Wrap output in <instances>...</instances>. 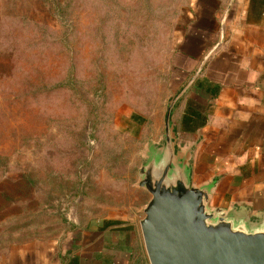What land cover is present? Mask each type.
<instances>
[{
	"label": "rangeland",
	"instance_id": "1",
	"mask_svg": "<svg viewBox=\"0 0 264 264\" xmlns=\"http://www.w3.org/2000/svg\"><path fill=\"white\" fill-rule=\"evenodd\" d=\"M192 2L0 0V264H53L98 220L138 231Z\"/></svg>",
	"mask_w": 264,
	"mask_h": 264
},
{
	"label": "crops",
	"instance_id": "2",
	"mask_svg": "<svg viewBox=\"0 0 264 264\" xmlns=\"http://www.w3.org/2000/svg\"><path fill=\"white\" fill-rule=\"evenodd\" d=\"M185 16L178 23L175 98L197 78L172 112L177 151L190 149L192 185L215 183L211 208L258 222L264 218V0H193ZM128 226L92 222L87 232L64 239L67 251L53 264H136L139 255L149 264L140 226Z\"/></svg>",
	"mask_w": 264,
	"mask_h": 264
},
{
	"label": "water",
	"instance_id": "3",
	"mask_svg": "<svg viewBox=\"0 0 264 264\" xmlns=\"http://www.w3.org/2000/svg\"><path fill=\"white\" fill-rule=\"evenodd\" d=\"M197 77L173 100L164 144H148L137 187L151 199L139 226L149 264H264V218L251 222L211 208L215 183L191 184L190 149L177 151L172 112Z\"/></svg>",
	"mask_w": 264,
	"mask_h": 264
},
{
	"label": "trees",
	"instance_id": "4",
	"mask_svg": "<svg viewBox=\"0 0 264 264\" xmlns=\"http://www.w3.org/2000/svg\"><path fill=\"white\" fill-rule=\"evenodd\" d=\"M176 74H177V72H176ZM172 77L174 78V79H178L177 77H175L174 76V73H173V68H172ZM173 114V113H172ZM135 118V120H138V121H140L141 122V120L140 119H138L137 117H134ZM172 119H173V116H172ZM189 123V122H188ZM187 123V125H188V127H187V129H189V130H196L197 129V127L195 126V123L193 124L192 123V125H189ZM135 263L136 264H144V259H142V257L139 255L138 256V258H135Z\"/></svg>",
	"mask_w": 264,
	"mask_h": 264
}]
</instances>
